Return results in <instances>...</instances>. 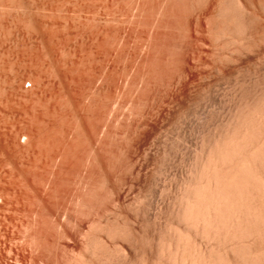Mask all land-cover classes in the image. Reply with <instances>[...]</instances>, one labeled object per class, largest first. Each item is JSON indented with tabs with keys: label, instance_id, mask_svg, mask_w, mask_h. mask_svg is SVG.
<instances>
[{
	"label": "rangeland",
	"instance_id": "obj_1",
	"mask_svg": "<svg viewBox=\"0 0 264 264\" xmlns=\"http://www.w3.org/2000/svg\"><path fill=\"white\" fill-rule=\"evenodd\" d=\"M185 1L0 0V264H92L98 237L158 262L194 157L264 92L262 12L243 41Z\"/></svg>",
	"mask_w": 264,
	"mask_h": 264
},
{
	"label": "bare ground",
	"instance_id": "obj_2",
	"mask_svg": "<svg viewBox=\"0 0 264 264\" xmlns=\"http://www.w3.org/2000/svg\"><path fill=\"white\" fill-rule=\"evenodd\" d=\"M218 2L217 16L222 20L217 34L221 37L247 38L253 32L252 23H257L255 17L261 19V12L264 15V0ZM227 118L217 131L213 129L205 144L202 143L193 166L187 170L188 175L169 211L171 222L159 228L155 264H264V92L239 103ZM102 231L110 238L118 235L124 241L131 238L126 226L119 229L110 224ZM98 238L93 242L95 245L91 244L94 246L92 264L132 263L126 261V253L119 251L121 246H116L119 250L112 252L104 240ZM118 251L123 255L119 253V256ZM148 262L142 258L138 264Z\"/></svg>",
	"mask_w": 264,
	"mask_h": 264
}]
</instances>
